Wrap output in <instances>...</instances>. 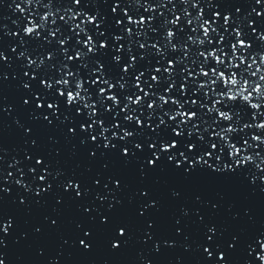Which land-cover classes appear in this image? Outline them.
Listing matches in <instances>:
<instances>
[{"label":"snow or ice","instance_id":"obj_1","mask_svg":"<svg viewBox=\"0 0 264 264\" xmlns=\"http://www.w3.org/2000/svg\"><path fill=\"white\" fill-rule=\"evenodd\" d=\"M0 264H264V0H0Z\"/></svg>","mask_w":264,"mask_h":264}]
</instances>
